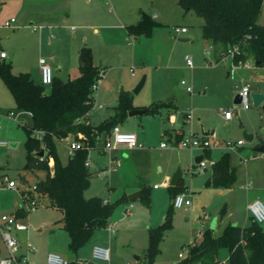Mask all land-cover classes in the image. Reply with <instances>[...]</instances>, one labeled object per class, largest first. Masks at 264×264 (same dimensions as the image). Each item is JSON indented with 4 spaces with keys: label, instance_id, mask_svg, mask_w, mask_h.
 I'll use <instances>...</instances> for the list:
<instances>
[{
    "label": "rangeland",
    "instance_id": "obj_1",
    "mask_svg": "<svg viewBox=\"0 0 264 264\" xmlns=\"http://www.w3.org/2000/svg\"><path fill=\"white\" fill-rule=\"evenodd\" d=\"M58 3L60 6H68V0H59ZM25 4H27L25 0H0V52H5L7 55L6 60L11 61L13 65L16 57L22 56L25 52L28 54L31 63H35L33 65H36V68L40 66V59L45 58L54 74L57 71L56 66L58 64L57 61L51 59V53H57V59L60 56H70L77 48L73 36L80 34L87 35L90 44H97V42L100 44L98 47L99 57L108 56V61L104 63L106 65L105 72L94 93L95 101L91 111L93 122H98L102 116L112 113L113 107L118 103L121 88L128 90L132 86L129 79L133 76L131 74V68L133 67L136 74L142 71L144 72L142 76L146 75L145 84L139 92H133L137 84L129 89L133 96L132 104L134 106H136V103L145 101L149 104L148 93L153 95V92L165 83L173 84L168 95L163 97L161 101L156 102L166 103L162 104L158 111L133 117L137 119L136 132L145 136L146 140L141 143L143 147L155 151L162 141L168 142V137L163 138L162 134L159 133V121L162 119L168 120V109L174 113L178 112L181 118H183V113L191 112L193 115L192 121L198 123V133H202L201 124H204L203 128L205 129L206 124L210 125L211 129H215L211 140L224 145L223 147H225V141L227 140L233 142L243 141L242 145L233 149L223 148L224 151L229 152L230 160L236 167L235 183L230 187L209 185L203 173V168L194 164V158L186 164L187 166L182 170L184 171L182 181L184 185L186 184L194 190L192 205L187 210L186 208L177 209L173 206L174 213L171 225L165 229L160 251L154 258L153 264H180L188 255L189 242L195 236L199 241L201 231L207 227H211L214 234L218 235L229 222L239 225L250 223L251 214L248 205L257 199L264 202V153L257 154L255 151L258 146L264 145V111L261 107H255L253 104L249 109H244L241 105L234 104L233 99L235 97L230 100L223 97L224 94L217 97L211 93L209 95L213 96L209 98L206 95L200 96L205 93V88L197 87L196 83L212 85L210 90L214 88L216 70H211V67H216L217 64L214 62L210 65L206 57L212 60L213 54L218 51V47L214 46L210 40L202 38V18L193 12L184 14V9L178 2H174L173 5L167 6L171 14L169 24L156 25L150 36H140L138 42L130 38L132 43H126L120 38V30L107 26L111 24L107 19L87 21L94 25L84 28L81 18L71 16L69 20L68 18L63 19L65 21H63L60 28L57 27L53 30L56 35L55 38L50 37V31L48 30L46 38L43 39L45 46L42 49L39 43L43 31H35L33 25H30L22 10ZM145 12L153 15L154 9L150 7ZM10 19H14V22L7 27L5 23ZM156 20L160 22V19ZM260 22L264 24V3ZM177 24H186L189 30L188 33L178 35L174 31ZM32 37L40 48L33 45ZM181 38H189V40H181ZM27 43L30 44L29 47L26 46ZM50 43H52V46ZM54 43L55 45H53ZM139 43L140 46L136 47ZM36 51H41L42 54ZM187 56L190 57L193 67L187 64ZM79 59L80 55L77 57V66H79ZM225 59L221 63L222 68L219 72V78L223 82L231 84L233 79L236 78V74H234V78L228 74L231 71V58L228 56ZM97 62L99 63V61ZM17 68L13 66L14 71H18ZM77 75L78 71H72L69 68L67 72L62 73L61 78L68 80ZM183 80L194 86L193 93L186 91V86L182 83ZM0 83V139L8 141V146L0 147V215L3 212L17 215V221L24 224L26 229L18 231L12 229V234L19 238L23 249L27 244L35 246L36 250L29 254L31 262L34 264H47V253L50 250L46 249L49 246L48 241L52 240V243L56 245L66 244L61 233L67 235V232L66 230H59L62 224V211L46 206L43 199H41L38 207L32 209L29 208L30 204H23L21 192L33 189L38 180L46 177L47 171L44 169L30 170L26 173L27 182L22 181L19 173L24 172L26 164V128L23 124L31 125L32 120L29 114L17 107L13 94L1 76ZM176 84H178L177 87ZM46 88L49 91V85ZM214 91H216V94L219 93V90ZM172 96V101H167ZM100 104L103 105V108H100ZM227 107H231L233 112L231 120H227L221 111L222 108ZM236 107H238L237 110ZM197 108L201 109L200 112H203V115L197 114ZM183 124L185 131L190 132L189 122ZM248 134L253 135L252 140L246 137ZM69 145L70 140L57 141L56 144L57 151L64 161L67 158L65 149H69ZM214 149L215 152L218 151L216 148ZM96 156H98V151L93 149L91 158L94 159ZM243 157L247 158V161L244 162ZM246 173L248 174L247 180H250L253 186L250 190L245 187ZM9 180L15 181L16 186L14 188L7 187ZM109 182V175L101 177L92 172L90 186L85 191V196H99L101 192H106L104 194L108 197V184L112 187L116 186L119 190L123 185L122 178L117 179L114 186L112 181ZM143 184L150 197V206L141 198L132 203L142 207L145 210L144 215L148 218L141 225L134 226V224L129 223L121 231L114 227L115 234L111 237L109 236V223L105 227L97 229L90 239L104 242L111 238L113 243L116 241V247H113L111 257L112 260H117V264H147L145 250H143L148 246L147 226L150 225L151 218L152 223L156 226L162 224L165 220L166 211L164 214L155 216L157 206L152 202L150 187L147 186L148 183ZM167 187L164 188L167 190ZM111 193H113V189L110 191V195ZM118 200L115 199L111 203L118 202ZM14 205L21 207L25 214L16 213L15 208H13ZM202 206L205 207L204 210ZM121 207L122 203H119L110 217L117 215L116 213ZM224 207L225 213H222ZM261 225L264 227V222ZM0 243L4 248V242L0 240ZM77 253L79 259L83 262L92 260L88 242L81 246ZM60 254L69 258L73 253L69 252L68 247V253ZM228 254L229 249L227 247L220 250L219 256L222 262L227 261ZM137 256H141V258L137 259Z\"/></svg>",
    "mask_w": 264,
    "mask_h": 264
},
{
    "label": "trees",
    "instance_id": "obj_2",
    "mask_svg": "<svg viewBox=\"0 0 264 264\" xmlns=\"http://www.w3.org/2000/svg\"><path fill=\"white\" fill-rule=\"evenodd\" d=\"M185 12H193L202 18V38L210 40L218 47L217 62L231 56L232 64L239 65L252 59L264 67V24L260 22L264 0H177ZM162 24L152 15L144 13L136 23L126 26L129 35L135 38L150 36L156 25ZM82 65L80 75L63 80L54 76L49 91L46 85L36 83L29 72L15 73L11 61L0 59V76L13 94L17 107L30 114L31 125L26 128V164L19 173L27 182V172L44 169L45 178L38 180L33 189L21 192L23 204L34 202L62 211V228L70 237L69 248L73 252L85 245L96 230L108 224L110 216L119 203L127 202L125 195L118 202L111 203L100 196L86 197L92 171L87 164L90 152L102 148L105 139L114 126L123 122L134 109L133 96L129 90L121 88L114 113L95 125L91 122L94 106V85L102 78L105 69L94 63L89 46L80 51ZM206 60H208L206 58ZM210 63V61L208 60ZM166 103H153L149 112H156ZM41 132V136H38ZM169 130H165V135ZM182 136L177 135L176 140ZM71 138L81 145L66 163L58 151L57 141ZM44 150V155L38 153ZM259 153V152H257ZM52 160L54 163L52 164ZM212 173L207 179L209 185L230 187L235 183L236 167L232 164L229 152L212 163ZM187 186H170L172 198L186 192ZM148 206L150 197L144 188L140 195ZM18 214H25L19 210ZM174 209L170 205L162 224L149 227L148 246L145 249L147 264H153L160 251L167 226L171 225ZM225 213V207L222 209ZM229 249L225 264H264V227L250 216V223L239 225L227 223L222 232L214 234L211 227L188 244V255L180 264H224L220 250ZM1 254V248H0ZM69 264H77L72 260Z\"/></svg>",
    "mask_w": 264,
    "mask_h": 264
},
{
    "label": "crops",
    "instance_id": "obj_3",
    "mask_svg": "<svg viewBox=\"0 0 264 264\" xmlns=\"http://www.w3.org/2000/svg\"><path fill=\"white\" fill-rule=\"evenodd\" d=\"M25 1L27 4H25V6L22 7V10L24 11V14L27 16V20L29 21L30 25H33V29L35 31L37 30L43 31L40 37L41 40L39 43V46L42 49H44V46H45V42H43V39L46 38L48 30L50 31V37L52 36V38H55L56 35L54 34L53 30L57 27L60 28L61 25H63L62 24L63 21H65L63 19L68 18L69 20L71 19V16H74V17L77 16L81 18V21L83 22L82 25L84 28L92 27L94 25V24H90L87 21H97V20L107 19V21H110L111 23V24H108L107 26H112L113 29L120 30V33H119L120 38L124 42L132 43V41H130V38L131 40H135V42H138L139 41L138 37L135 38L134 36H131L128 34L126 26L132 23H136L139 19H141L144 13H147L145 11L146 9H150V7L151 9H154V14L152 16L155 20L160 19V23L169 24L168 21L171 18V14L168 11L167 6L170 4L173 5L174 2H178L176 0H68V6L64 7L62 5L60 6V4L58 3L59 0H25ZM172 9H173V12H175L174 8ZM187 13L188 12L184 11V14H187ZM176 26H186L187 27L186 24H177ZM185 34H181V35H185ZM32 39H33V45L40 48L39 46H37L35 39L33 37ZM73 39L76 41L77 48H76V51H73L70 56L68 57L60 56V58L57 59L56 57L57 53H54V52L51 53V59H53L54 61H57V64H58L56 66L57 71L56 73L53 74V76H58L61 78L62 73L67 72L69 68L72 69V71H78L77 76H79L80 75V63H79V66H77L76 61H77L78 55H80L82 46H85V45L89 46L92 49L94 63L97 66L100 65L99 67L102 66V68L105 69L106 65L104 63L108 61V56H104V57L98 56V51H99L98 47L100 46L98 42L97 44H90V40H88V37L85 34H80L77 36L74 35ZM50 45L52 46V43H50ZM53 45H55V43ZM26 46L29 47L30 44L27 43ZM137 46H140V43L137 44L136 47ZM36 52L39 54H42L41 51H36ZM216 54L217 52L213 54L212 60H209V58L206 57L210 61V63L208 62L210 65H212L214 62L217 64L216 67H211L212 68L211 70H216L215 71L216 82L214 83V86H213L214 88L210 90L212 85L211 86L200 85L196 83L197 87L205 88L204 90L205 93L200 96L206 95L209 98V97H212L213 95L220 97V95L224 94L223 97H226L232 100V98L235 97L237 93H239L241 87L245 84L250 86L252 92L255 91V92H260L264 94V84H263L264 67L258 66L252 59H249L247 61L248 65H245V64L233 65L232 60H230L231 71L228 72V74L231 75L233 78H234V74H236V78L233 79L231 84H227L223 82L221 78H219L220 77L219 72L222 68L221 63L224 61L225 58L222 61L217 62ZM229 57L231 58V56ZM4 59L6 60L7 57ZM97 61H99V63ZM33 64L35 63H31V61L29 60L28 54L24 52L22 56L16 57V59L14 60V65L12 63V68L13 66L18 67L17 68L18 71L13 70L15 73L22 72V71L29 72L32 79L36 83H41L40 66L36 68V65H33ZM39 64H40V61H39ZM143 73L144 72L140 71V72H137L136 74L134 71V68H133V71L131 70V74L133 75L129 79V83L132 84L131 87H135V85L140 81V78L142 77ZM0 86H1V83H0ZM177 86L178 84H176V87ZM131 87L129 89H131ZM172 87H173V84L169 85L168 83H165V85L163 86L161 85L156 91L153 92V95L151 93L152 96L149 95L148 93V97L150 100L149 104H147L146 101L142 103H136V106L133 105L134 109H145L149 105H152L153 103L161 101L163 97L168 95ZM214 90H219V93L216 94V91ZM193 91H194V88H193ZM193 91L189 93H193ZM211 93L213 95H209ZM172 99L170 101H172ZM234 99H233V102H234ZM100 108H103V107H100ZM228 108H231V107H227L226 109ZM222 109H225V108H222ZM237 109L238 107H236V110ZM200 111L201 109L197 108V114L203 115V112H200ZM113 113H114V107H113L112 113L106 116H102V118H100L98 122H93L92 117H91V122L92 124L97 125L103 120L113 115ZM186 113H183V118H181L178 112L174 113V112H171L170 109H168V116H167L168 120L162 119L161 121H159V133L162 134L163 138L167 136L169 143H172L174 140H176L177 135L184 136L189 133L203 135L202 133H198V123L196 122L194 123V121L192 120L190 122L186 120ZM135 116L128 115V117L123 122L119 123L118 125L123 131L135 133L137 135L140 146L128 147L126 145H120L111 150H104V148L102 147V148L96 149L98 151V156H96L94 159L91 158V152H92L91 150L90 156H89V161H90L89 168L92 172L96 173L98 176L102 177V176L109 175V181L110 182L112 181L113 186L116 183L117 179L122 178L123 185L121 186L122 188L120 187V190L117 189L116 186L112 187L110 184H108V189H109L108 195L109 196L107 197L106 194H104L106 192H101V195H99L100 197L104 198L108 202H112L115 199H121L125 195L128 198L129 194L136 192V191H141V194H142V190L145 187L143 183H148L147 186L150 187V194L152 196V202L154 205L157 206V209L155 211L156 212L155 216L157 215L159 216L160 214H164L165 211L167 212L170 205H172L173 198L170 193V186L172 185H170V181H171L172 175L174 174L178 166H180L183 170L187 166L186 164L190 162V159L194 158L195 159L194 164H196L199 167V162L203 159H206L207 163L208 162L209 163L208 165L202 168H203V173L205 174V178L208 179L212 173V168H211L212 163L220 159L221 156L225 152H228V151H224V149H226L225 147H223L224 145L211 140V137L213 138V135L215 133V129L214 128L211 129L210 128L211 126L207 124H206V129L203 128L204 124H201V127H202V130L204 129L203 131L210 132V134L207 135L206 137L209 138L213 146L209 149H193L194 150L193 151L191 149L188 150V149H183V148L162 147L161 145L155 151L154 149H151V148H145L141 144L143 141L146 140L145 136L141 134L139 135L138 132H136L135 126H136L137 119L133 118ZM232 118L233 116L230 119H227V118L226 119L231 120ZM192 119H193V115H192ZM188 122L191 126L190 132H186L184 129L183 123H188ZM167 129L169 130V133L165 135L164 133H165V130ZM214 148H216V150L218 151L215 152ZM65 151L67 155V158L65 161L61 158L60 153H58L63 163H66L69 157L71 156L69 155L70 154L69 149L66 148ZM260 153H264V152H259V154ZM116 161H119L120 164L116 167V169L109 171L110 166H113ZM99 171H106V173L104 175H100ZM183 178H184V171L182 172V177L180 178L178 184L180 183L184 185L182 181ZM247 178H248V174L246 173L245 187L247 188V190H250L251 188H253V186H252L251 181L247 180ZM165 180L168 181V184L165 183ZM157 182L159 183V186L154 187L155 184H158ZM165 186H168L167 190L164 188ZM184 186H187V192H189L192 198H194V195H193L194 190L186 184ZM7 187H8V183H7ZM112 189H113V193H111L110 195V191ZM140 195L138 199L140 198ZM93 196H96V195H93ZM90 197H92V195ZM198 199L200 200L199 197ZM130 203L132 202H130L129 199L127 202H123L122 207L118 209L116 213L117 215L110 217L108 224L110 223V226H112V228L114 229L113 234L109 231L110 237L115 234L114 227H116L118 231H121L124 229V226H128L129 223L134 224V226L138 224L141 225V223H143L144 220L148 218L144 215L145 210L142 207H138V205H135L133 203H132V206L130 207L129 206ZM13 208H15L16 213L21 209V207H18L16 205H14ZM202 208L203 210L205 209L204 206H202ZM2 214H5V212H3ZM62 216L63 214L61 213V219H62ZM186 220H188V218H186ZM244 225H247V223ZM155 226L156 225L152 223V218H151L150 225L147 226V228L149 229V227H155ZM59 228H60L59 230H65L64 228H62V225ZM205 229L201 231V234ZM61 235L62 237H64V243L66 241V244L56 245L52 243V240H49L48 241L49 246L46 248V249H50L49 252L54 251L58 253H68L70 237L68 233L67 235H63L61 233ZM195 238H197V236H195L192 240H194ZM0 240H2L1 237H0ZM18 241H19V238H18ZM104 242L92 241V240L88 241L89 246H90V257H91L92 249L96 244L104 245L110 248V264H117V260H112V257H111V252L113 250V247H116V241L115 243H113L112 239L110 238L108 241H104ZM0 248H1L0 256L5 255L7 253L5 244L3 248L0 243ZM146 248H143V250H145ZM19 250L20 252H23V253L27 251L26 247L25 249H23L21 244H20ZM70 251L71 250L69 248V252ZM71 253L73 254L69 256V258L67 259L71 261L79 259V255L77 252L71 251ZM138 257L139 259L141 258V256H138ZM228 257H229V254H228Z\"/></svg>",
    "mask_w": 264,
    "mask_h": 264
},
{
    "label": "built area",
    "instance_id": "obj_4",
    "mask_svg": "<svg viewBox=\"0 0 264 264\" xmlns=\"http://www.w3.org/2000/svg\"><path fill=\"white\" fill-rule=\"evenodd\" d=\"M14 22V19L7 20L5 25L7 27L11 26ZM174 31L178 34H185L188 32V27L186 26H175ZM7 55L5 52H0V58L4 59ZM187 58V64L190 67H193V63L190 57ZM248 65V63H244ZM133 71V67L131 68ZM40 73H41V83L44 85H51L53 80V72L45 58L40 59ZM101 80V79H100ZM100 80L94 85V89L96 91ZM182 83L186 86L188 92L193 91V86L188 84L186 81H182ZM252 90L249 85L245 84L241 87L239 94L241 97V102L238 105H241L244 109H249L252 105V98H251ZM100 107H103L100 105ZM225 118L230 119L233 116V112L231 108L228 109H221ZM30 115V114H29ZM186 120H192V113H186ZM38 136H41V132H38ZM65 140H70L69 145V153L73 155L76 149L80 147V143L71 139L67 138ZM243 141L238 140L237 142H233L231 140L225 141V147L227 149H233L236 146L242 145ZM120 145H126L128 147H136L140 146L138 142L137 135L133 132H126L123 131L119 125L113 127L111 134L105 139L103 148L104 150H111ZM8 146V141L0 139V147ZM162 147H170V148H188V149H209L211 148L212 142L209 140L208 137L203 135H197L194 133H189L182 136L178 140H174L172 143L167 141H163L161 143ZM254 155V154H253ZM252 156V154H251ZM243 161H247V158L243 157ZM90 165V161L88 159L87 162ZM120 164L119 161H116L113 166H110V170L116 169V167ZM207 165V160L203 159L199 162V167H205ZM106 171H99L100 175H104ZM165 183L168 184V181L165 180ZM16 183L14 180L8 181V187L14 188ZM159 184H155L154 187H158ZM35 187V186H34ZM34 202H32V206L29 208H35ZM192 205V196L189 192H182L177 194L173 198V206L174 208L181 209V208H189ZM132 206V203L129 205ZM248 209L252 218L257 221L258 223L262 224L264 222V202L260 199L255 200L254 202L248 205ZM12 229L16 230H24L26 226L22 223L17 221V215L13 214H1L0 215V237L5 244L7 249V253L3 256H0V264H34L31 262L29 258V254L35 251V247L31 244H27L25 253L20 252V243L18 238L12 234ZM109 231L113 234L114 229L112 226L109 225ZM92 260H86L83 262L81 259H76L77 264H110V248L104 245L96 244L91 253ZM71 260L65 258L58 252L51 251L47 255V264H69ZM225 264V262H224Z\"/></svg>",
    "mask_w": 264,
    "mask_h": 264
},
{
    "label": "water",
    "instance_id": "obj_5",
    "mask_svg": "<svg viewBox=\"0 0 264 264\" xmlns=\"http://www.w3.org/2000/svg\"><path fill=\"white\" fill-rule=\"evenodd\" d=\"M181 40H188V38H181ZM79 60H80L79 61L80 65H82L83 62H82L81 56H80V59ZM145 80H146V75H143L141 77L140 81L137 83L136 87L134 88V90H133L134 93H137L143 87V85L145 83ZM172 98H173V96L170 97L169 99H167V101H170ZM251 98H252V104H253V106H255V107H261L263 109V111H264V103H263V101H264V94L263 93H260V92L253 91L251 93ZM240 102H241V97H240V94L237 93V95L235 96V99H234V103L235 104H239ZM148 111H149L148 108H145V109H133V110H131L128 113V115L129 116H135V115H140V114L146 113ZM202 134L204 136H207V135L210 134V132L209 131H203L202 130ZM246 137L248 139H250V140L253 139V135H251V134L246 135ZM256 151L257 152H264V145L258 146L256 148ZM38 154L40 156H43L44 155V150L40 151ZM200 158H202V157H200ZM182 172L183 171H182L181 167L179 166L177 168V170L174 172V174L172 175V178H171V181H170V185L176 186L178 184L180 178L182 177ZM140 194H141V191H136V192H133V193L129 194L128 195L129 201L130 202L135 201L136 199H138V197H139ZM137 259H139L138 256H137Z\"/></svg>",
    "mask_w": 264,
    "mask_h": 264
}]
</instances>
